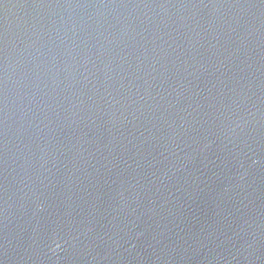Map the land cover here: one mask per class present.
Returning <instances> with one entry per match:
<instances>
[{
	"label": "water",
	"instance_id": "obj_1",
	"mask_svg": "<svg viewBox=\"0 0 264 264\" xmlns=\"http://www.w3.org/2000/svg\"><path fill=\"white\" fill-rule=\"evenodd\" d=\"M0 264H264V0H0Z\"/></svg>",
	"mask_w": 264,
	"mask_h": 264
}]
</instances>
